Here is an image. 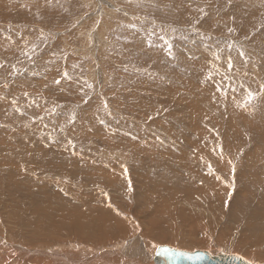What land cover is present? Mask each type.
<instances>
[{
    "label": "bare ground",
    "instance_id": "obj_1",
    "mask_svg": "<svg viewBox=\"0 0 264 264\" xmlns=\"http://www.w3.org/2000/svg\"><path fill=\"white\" fill-rule=\"evenodd\" d=\"M83 1L84 6L89 9L77 18L80 22L85 15L94 16L92 19H86L83 24L95 23L90 26L89 34L100 42L105 38L104 30L108 29L104 20L115 18L116 9H126L125 13L127 10L136 11L133 4L130 6L125 3L127 0H122V8L115 4L114 1L117 0ZM131 12L128 14H135ZM19 34L22 37L20 40L26 41L24 33ZM0 40V52H3L0 54V62L4 59L29 58L23 55L26 47L20 40L14 47L2 44L1 37ZM29 42L36 44L33 36L31 41L29 38ZM91 50L82 53L84 57L91 56L93 59L86 65L89 69L87 75H93L94 78L90 79L93 81H98L99 77L102 84L108 75L104 74L101 66L108 58L106 55V58L98 56L95 48L93 52ZM37 53H30L31 58L36 57ZM206 53L208 52H201V59L207 56ZM65 55L66 59V51ZM171 57L168 62L173 63L174 68L178 66L175 73L170 70L172 74L178 75L181 72L179 66L182 67V62L189 67L187 60L190 57L186 58L180 52L178 55L175 52ZM207 62L206 60L205 64ZM35 63L40 73L34 69L32 73L21 74L19 80L10 77L9 81L0 75V111L8 114L13 112L22 126L33 124L25 126L24 130L18 126V121L2 123L0 119V126L5 125V129L0 131V264H161L160 259L155 257L159 248L189 253L206 251L214 257L235 255L248 264H264V196L254 197L250 191H241L240 198L231 196L233 182L240 176V171L253 173L256 177V172H261L254 186L262 188L258 189L259 194H264V177H261L264 174V148H255L254 155L250 156L251 162L253 157L255 161L244 165L241 161L244 154L242 146H231L224 150V144L215 143L208 137L205 133L206 125L201 124V121L204 123L210 114L204 115V120H201L205 110L197 106L207 102V98L202 93L203 84L197 86L195 78L191 83L187 80L190 72L182 73V78L186 80L182 86L172 85V78L168 77L171 73L169 75L168 72L164 76L159 75L163 76L164 80L159 79L160 77L143 80L135 74L133 81L130 80L134 84L130 94L140 91L143 95L139 100L135 95H131L135 99V102H132L133 107L125 106L130 108L131 116L124 117L123 121L122 117L119 121L111 122L109 119L108 126L100 122L103 126L101 127L97 121L103 116L94 110L102 107L105 114L107 109V114L115 117L110 113L117 110L114 106L124 104L112 100V96L116 93L129 94V90H119L117 85L124 81L115 76L114 89L107 93L106 90L105 95L100 92L101 99H96L94 103L86 106L88 110L78 111L76 118L64 113V117L57 120L58 125L67 123L60 126L59 132L55 127L49 134V126H57L53 123L55 118L52 122L44 118L41 121L33 118L34 115L41 114L38 113V105L43 102L52 103L50 90L43 85L58 80V76L63 78L65 72L73 76L72 72L77 71L76 68L75 71H53L52 61L45 56ZM246 65L249 70L254 69L253 65ZM199 67H202L201 64ZM44 68L47 69L42 70ZM203 70L204 73L209 70L207 65ZM253 75L257 79L259 72L253 71ZM34 77L35 79H31ZM78 79L73 77L72 80H66L77 83ZM241 79L247 88L249 83L251 84L252 92L255 91L254 88L260 90L258 85L253 83V79L245 75H242ZM258 79L262 80L260 76ZM27 82L33 83L31 95L39 98L32 99L30 106H25L29 101L22 94L14 100H7L6 95H3L4 90L7 92L13 87H22ZM126 85L127 88L131 87L128 83ZM99 90L101 91L100 88ZM190 91H193L192 96L194 101L197 99L196 103L162 98L171 95L169 92L173 95L180 94L178 98L183 96V93L190 97ZM260 94L264 95V92ZM62 95L65 96V90ZM34 100L36 102L32 103ZM77 100L74 102L77 103ZM103 100L109 102L107 108ZM12 101H15V104ZM165 103L176 106L177 113L184 112L177 116L184 118L190 125V130L185 129L178 135L180 143H176L165 130L162 134H157L156 128L164 124L160 121H155L154 127H148L145 134L139 136L138 129H142L145 124L139 123V118L136 117L141 118L147 114L145 105L151 110L168 108ZM17 107L21 111L24 110L21 115L16 112ZM135 107L138 108L134 112ZM174 115L173 112L165 120L171 117L169 123H176L178 120L173 119ZM130 124L133 125L130 127ZM90 131L94 135L107 136L104 140L106 143L102 147L87 146L95 145ZM202 136L205 138H201ZM27 139L29 145L26 143ZM13 140L17 141L16 145ZM72 140L81 145H70L68 141ZM84 150L89 153L83 152ZM96 152L99 153L95 155ZM150 168L159 171L156 172L158 174L155 179L150 176L153 172L147 171ZM163 169L168 175L162 173ZM173 179L177 180L176 183H172ZM182 180L186 182L183 185L179 183ZM237 182L243 186L250 184L244 182L242 174ZM225 215L232 220L231 226L221 224L222 216ZM231 229L233 230L230 231Z\"/></svg>",
    "mask_w": 264,
    "mask_h": 264
},
{
    "label": "rangeland",
    "instance_id": "obj_2",
    "mask_svg": "<svg viewBox=\"0 0 264 264\" xmlns=\"http://www.w3.org/2000/svg\"><path fill=\"white\" fill-rule=\"evenodd\" d=\"M43 1L44 0L0 1V4L2 3L4 8L3 9L2 5H0V37L3 39L2 44L14 47L15 43L22 38L19 33L23 32L24 34L27 33L25 34L26 36L23 34L26 41L20 40L21 43L25 45L24 47L31 46L28 44L32 43L29 42V38L31 41L32 36L34 37L35 43L39 45L36 50V52H38L37 56L34 58L23 57L21 60L4 59L0 62V64L4 65V67H0V75L2 74L6 77L7 81H9L10 77L19 80L21 74H29L35 70L40 73L35 62L41 60L44 56L52 61V66L56 69L51 68L53 71H75L74 68H76L77 73L72 72L73 76L72 74L68 76L70 77L69 80H72L73 77L76 79L79 78L77 83L63 79L62 76H58V80H60L59 84H56L55 80L49 82L47 85H43L50 90L52 103L43 102V104L38 105V113L41 112V114H36L33 118L38 121L44 118L50 122L55 118V122L53 123L57 126H49L51 131L49 134L52 133L55 127L59 132L60 126L67 123L64 122L58 125L57 120L63 118L64 113H68L69 116H74L76 118V113L78 111L82 109L88 110L86 106L94 103L93 101L96 99H101L100 92L102 95H105L109 90L114 89L116 87V83H114L115 76L118 79L120 77L121 80L123 79L122 81H124L121 83L118 81L120 83V85H117L119 90H129L127 91L129 94L116 93L112 96V100L124 104V106H114L115 110L116 108L117 110L114 113H110L115 115V117L110 116L109 113L107 114V109L105 114V110L102 107L94 110L98 115L103 116L101 119L102 121H97V123L99 126H101V123L108 126L109 119L112 122L114 120L119 121L120 117H122V121L124 117L128 118V116H131L132 112L130 108L125 106L133 107L132 102H135V99L132 98L131 95H135L137 99L142 98L143 95L140 94V91L130 94V90L132 92V86L134 85L131 83V81H133V76L136 74V76L139 75L143 80L144 78L145 80L146 78L150 80L153 77L158 78L160 77L159 75L162 74L164 76L167 72L168 74L171 73V71L175 73L176 67L178 66L174 68L173 63L171 64L168 61L171 60V56H173L175 52L177 55L180 52L184 57H190L188 58L189 60H187L189 67L185 62H182V67L179 66L181 72L178 75L177 73L175 75L171 73L168 77L169 79L172 78V85L182 86L184 81H186L182 78V73L185 74V72H190L191 75L187 79L190 83L192 79L195 78L197 86L203 84V86H201L203 88L202 93L203 96L207 98V102L199 104L200 101H198L197 104L199 105L197 106L199 109L205 110L201 120H204V115L210 114L209 119L204 121V123L201 121V124H204V126L206 125L205 133L214 140L215 143L224 144V150L231 146H242L241 150L243 149L245 156L243 154L241 161L244 162V165L255 161L253 157V161L251 162V157L255 153V148H264V95L260 94L261 86L264 85V77H261L264 76V0H138V2L127 0L125 3L130 6L133 4L136 11L131 12L129 10L128 12L127 10V13H125L124 11L126 9L124 11H122V9H118L120 11L116 9V12H114V16L116 15L115 18L109 19L110 21L108 19L104 20L107 23L106 26L108 29H106L107 32L104 30L105 38H103L101 42L98 41L96 37L91 36V33L89 34L91 31L90 26L95 23L90 25L83 24L86 19H92L94 16L85 15L80 19L82 20L80 22L79 18H77V16L79 17V15L89 9V7L84 6L85 2L83 0ZM114 2L116 5L118 4L117 6L122 8V0ZM200 9H203V12H201ZM130 12L135 14L131 16L128 14ZM120 16H122L123 19ZM76 19L78 22H74ZM97 24L99 25V22ZM228 28H233L235 31L229 33L227 31ZM31 34L32 36H30ZM93 42L96 43L94 44ZM93 48L97 49L98 56H102L103 58L107 56L108 58V61L104 62L101 66L103 72L105 71L104 74L108 75L107 80L102 84L99 77L98 81H93L90 80L94 78L93 75H87L89 69L86 68V65L92 62L93 59L91 56L84 57L82 53L89 49H92L91 51L93 52ZM65 51L66 54L69 55H67L66 59L64 57L66 56ZM202 51L208 52L204 59H201ZM241 51L245 54L243 57L239 56ZM2 53L3 52H0V54ZM43 53H48V55ZM229 58L233 65L231 69L228 68ZM31 59H33L32 62ZM28 60L30 62H24ZM206 60L208 61L207 64H205ZM59 63L60 65H58ZM200 64L202 67H199ZM246 64L253 65L254 69L251 68V70H249L250 68L248 69ZM206 65L209 70L204 73L203 67H206ZM70 66L71 68L69 69ZM6 69H10V71L7 72ZM46 69L47 68H44L42 70ZM159 71L161 72L159 73ZM253 71L259 72V76L262 80L258 79V75V78L255 79ZM241 74L253 79V83H256V86L258 85V88H260V90L254 88V93L257 94L256 99L245 108H241L239 105L244 102L246 96L245 89L250 90L252 87L249 83L247 88V85H245L243 79H241ZM163 76L159 79L163 78L164 80L165 78ZM123 77H125V79ZM37 78L39 79V77ZM31 79H35V77ZM127 83L131 87L127 88ZM88 84H91L92 87L89 88L87 86ZM32 85L33 83L27 82L22 87L16 86L7 92L4 90L5 93H3V95H6V98H8L7 100H14V98L18 99L20 94H22V96L29 101L25 104V106H27L32 99L36 98L39 100L37 96L31 95ZM241 85H243V87H241ZM3 87L4 85H2V88ZM217 88H220L226 94H222L221 91H216ZM233 89H235V91H233ZM64 90L65 96L62 95V91ZM151 90L154 89L151 88ZM0 91H2L1 86ZM25 93H27V96H25ZM190 93V97L183 93V96L178 98L180 94L173 95L172 92H169L171 95H166L162 98L166 100H182L187 102L190 101L189 103H196L197 99L194 101V96H192L193 91H190ZM220 96H225V98H220ZM75 100H77V103H75ZM20 101L24 104L21 97ZM103 101L104 106L109 104L107 100ZM202 101L204 100L202 99ZM33 102H36V100ZM16 105H18L17 102ZM1 106L2 105H0V108ZM165 106L168 108H154L151 110V108L145 105L148 111L147 114H144L141 118L136 117L139 118V123L145 124L142 126V129H138L139 136L144 135L148 127H154L153 123L155 121H160L164 124L156 128L157 134H162L163 130H165L176 143H180L178 135L180 136L185 129L190 130V125L184 118L177 116V114H184V112L181 111L177 113L175 110L176 106L172 107L166 103ZM105 108H107V106H105ZM137 108L138 107H135L134 112ZM23 112L24 110L21 111L20 109V112L17 113L21 115ZM173 112L175 114L173 119L177 118L178 121L176 123H169L171 117L168 120L165 119L170 114H173ZM0 115L2 116L0 117L2 123L18 121L13 112L8 114L5 111L3 113L0 111ZM22 125L23 124L18 121V126L22 127L24 130L25 126H32L33 124ZM132 125L133 124H130L129 126L131 127ZM45 126L46 125H44V127ZM1 129H5L4 124L0 126V131H2ZM40 129L43 130L42 127ZM110 132L113 133L112 130H110ZM90 133L95 145L89 144L87 146L102 147V145L106 143L104 140L107 136L102 137L101 135H94L92 131H90ZM42 134H44V132H42ZM54 137L56 138V136ZM201 138L204 139L205 137L202 136ZM16 142L17 141L13 140L14 145H16ZM26 143L29 145V139L26 140ZM72 143L76 144V146L81 145L76 140H72ZM83 152L89 153L87 150ZM98 153L99 152H96L95 155ZM247 159L250 161H245ZM54 161L56 160L54 159ZM262 163H264V161ZM237 165L236 163V166ZM147 171L153 172L150 176H153L154 179L158 174L156 172H159L155 168L147 169ZM162 171V173H165V176L168 175L166 170L163 169ZM260 173L261 172H256V177L253 173H246V171L238 172L240 176L233 182L231 196L240 198L242 195L241 191H250L254 197L255 195L264 196V194H259V190L262 188H256L254 186V182ZM241 174L244 182H250L249 186H243L237 182ZM261 177H264V174H262ZM172 181V183H176L175 181L177 180L173 179ZM184 182L185 181L182 180L179 183L183 185ZM137 187L139 188V186ZM20 198L23 199L22 197ZM262 202L261 200L260 203ZM222 218L224 219L221 221L222 225L231 226L230 223H232V220L229 217L225 215V217L222 216ZM234 226L236 227L237 224ZM225 227L226 226H224V228ZM232 230L233 229L230 231ZM234 232L237 233L236 230H234ZM242 237L244 238V236ZM245 240L248 241L249 239Z\"/></svg>",
    "mask_w": 264,
    "mask_h": 264
},
{
    "label": "water",
    "instance_id": "obj_3",
    "mask_svg": "<svg viewBox=\"0 0 264 264\" xmlns=\"http://www.w3.org/2000/svg\"><path fill=\"white\" fill-rule=\"evenodd\" d=\"M155 257L161 264H248L235 255L211 256L206 251L189 253L185 251H173L167 248H159Z\"/></svg>",
    "mask_w": 264,
    "mask_h": 264
},
{
    "label": "snow or ice",
    "instance_id": "obj_4",
    "mask_svg": "<svg viewBox=\"0 0 264 264\" xmlns=\"http://www.w3.org/2000/svg\"><path fill=\"white\" fill-rule=\"evenodd\" d=\"M200 11L203 12V9H200ZM227 31H228L229 33H233L235 30H234L233 28H228ZM38 46H39V45H37V44H31L30 47L26 46V50L23 52V55L28 56L29 58H31L30 53L35 52ZM229 47H230V45H229ZM244 55H245L244 52L241 51V52H240V56L243 57ZM0 67H4V65L0 64ZM232 67H233V65H232V61H231V59L229 58V60H228V68L231 69ZM63 78H65V79L70 78V77L68 76V73H67V72L63 73ZM55 83H56V84H59V83H60V80H56ZM87 86H88L89 88L92 87L91 84H88ZM241 87H243V85H241ZM217 91H221L222 94H226V93H225L223 90H221L220 88H217ZM233 91H235V89H233ZM261 92H264V85L261 86ZM245 93H246V96H245V98H244V102H243L242 104L239 105V107H241V108H245V107H247L248 105H250V104L252 103L253 100L256 99V95H257V94L254 93V92H252L251 90H249V89H245ZM25 96H27V93H25ZM12 103L15 104V101H12ZM33 103H34V102H33ZM105 106H107V105H105ZM16 111H17V112H20V109L17 108ZM68 143L71 145V144H72V141H68ZM73 147H74V145H73ZM229 163H231V161H229ZM209 169H211V165H209ZM125 171H126V169H125ZM233 171H234V169H233ZM210 174H211V173H210ZM217 179H219V177H217ZM104 195H105V197L107 198V193H105Z\"/></svg>",
    "mask_w": 264,
    "mask_h": 264
}]
</instances>
